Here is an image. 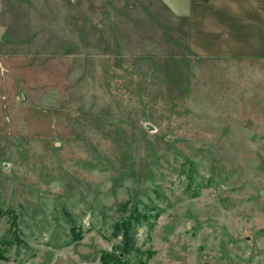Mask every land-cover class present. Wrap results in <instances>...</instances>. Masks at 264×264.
I'll list each match as a JSON object with an SVG mask.
<instances>
[{"label":"rangeland","instance_id":"obj_1","mask_svg":"<svg viewBox=\"0 0 264 264\" xmlns=\"http://www.w3.org/2000/svg\"><path fill=\"white\" fill-rule=\"evenodd\" d=\"M0 210V264H264V56L161 0H0Z\"/></svg>","mask_w":264,"mask_h":264},{"label":"crops","instance_id":"obj_2","mask_svg":"<svg viewBox=\"0 0 264 264\" xmlns=\"http://www.w3.org/2000/svg\"><path fill=\"white\" fill-rule=\"evenodd\" d=\"M187 20L188 44L199 56H264V0H161Z\"/></svg>","mask_w":264,"mask_h":264},{"label":"trees","instance_id":"obj_3","mask_svg":"<svg viewBox=\"0 0 264 264\" xmlns=\"http://www.w3.org/2000/svg\"><path fill=\"white\" fill-rule=\"evenodd\" d=\"M0 215H3L2 210H0ZM7 215H8V220H9V226H8V229H7V234L11 238L10 241H7V242L10 243V244H13V243L21 244L20 243L21 240L19 239V236L17 234V227H18V225H17V215L11 209H9L7 211ZM126 230H127V227H126V225H124V231L126 232ZM74 239L78 240L79 238L78 237H74ZM110 260L111 259L109 258V253H103L102 254L101 261H102L103 264H110Z\"/></svg>","mask_w":264,"mask_h":264}]
</instances>
